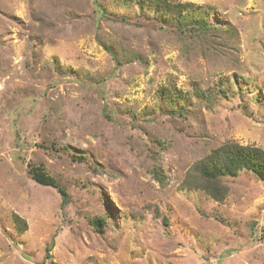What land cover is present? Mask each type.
Masks as SVG:
<instances>
[{
  "label": "rangeland",
  "instance_id": "rangeland-1",
  "mask_svg": "<svg viewBox=\"0 0 264 264\" xmlns=\"http://www.w3.org/2000/svg\"><path fill=\"white\" fill-rule=\"evenodd\" d=\"M170 1L213 32L129 0H0V264H264V181L184 187L225 142L264 151V0Z\"/></svg>",
  "mask_w": 264,
  "mask_h": 264
},
{
  "label": "trees",
  "instance_id": "trees-1",
  "mask_svg": "<svg viewBox=\"0 0 264 264\" xmlns=\"http://www.w3.org/2000/svg\"><path fill=\"white\" fill-rule=\"evenodd\" d=\"M135 2L141 12L149 10L153 15L175 21V27L179 33L189 32L194 35L211 34L214 26L208 25L207 17L210 14L209 9L201 12L200 7H193L192 4H182L170 0H129ZM201 15L202 17H198ZM160 95L169 98V91L163 90ZM208 95V93H204ZM178 96H183L178 92ZM209 99V98H208ZM76 161H82V156L71 155ZM31 179L40 186L49 187L60 195L62 204L66 203L67 194L60 187L56 179L46 173L42 166L30 167ZM242 172L251 173L256 179L264 181V151L255 146H242L233 142H225L211 152L203 159L196 162L188 176L184 180V187L187 189H196L203 191L211 199L222 202L227 194V187L222 183L224 179L235 178ZM152 175L162 188L166 186V177L163 175L160 167L152 170ZM14 223L18 230L22 228L23 222L17 215H13ZM104 221L101 218H95L91 221L92 227L98 231H103ZM163 226L168 225L167 218L162 220ZM25 227V224L24 226ZM50 246L47 247V252ZM49 257V256H47Z\"/></svg>",
  "mask_w": 264,
  "mask_h": 264
}]
</instances>
